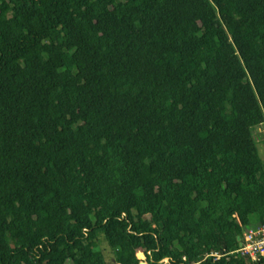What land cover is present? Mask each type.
Masks as SVG:
<instances>
[{
  "label": "trees",
  "instance_id": "obj_1",
  "mask_svg": "<svg viewBox=\"0 0 264 264\" xmlns=\"http://www.w3.org/2000/svg\"><path fill=\"white\" fill-rule=\"evenodd\" d=\"M263 122L264 0H0V264H264Z\"/></svg>",
  "mask_w": 264,
  "mask_h": 264
},
{
  "label": "built area",
  "instance_id": "obj_2",
  "mask_svg": "<svg viewBox=\"0 0 264 264\" xmlns=\"http://www.w3.org/2000/svg\"><path fill=\"white\" fill-rule=\"evenodd\" d=\"M257 127L260 132L254 136L257 144L261 145L264 143V122ZM238 241V247L231 251L230 254L244 257L250 263L264 260V218L258 223L244 227ZM210 255L219 257L216 253H211Z\"/></svg>",
  "mask_w": 264,
  "mask_h": 264
},
{
  "label": "rangeland",
  "instance_id": "obj_3",
  "mask_svg": "<svg viewBox=\"0 0 264 264\" xmlns=\"http://www.w3.org/2000/svg\"><path fill=\"white\" fill-rule=\"evenodd\" d=\"M259 131L258 127H256V129L253 131L254 135H256ZM257 148H258V152L259 155L264 158V147L257 144ZM99 248L103 253L104 259H105V263L106 264H115L114 263V259H113V253L112 250L108 247V245L106 244V242L104 241L103 238H99V242H98ZM138 258L142 259L143 258V254L139 253L138 254ZM142 264H145V262H143Z\"/></svg>",
  "mask_w": 264,
  "mask_h": 264
},
{
  "label": "bare ground",
  "instance_id": "obj_4",
  "mask_svg": "<svg viewBox=\"0 0 264 264\" xmlns=\"http://www.w3.org/2000/svg\"><path fill=\"white\" fill-rule=\"evenodd\" d=\"M260 146H261V148H262V146L264 147V143H263V144H261Z\"/></svg>",
  "mask_w": 264,
  "mask_h": 264
},
{
  "label": "water",
  "instance_id": "obj_5",
  "mask_svg": "<svg viewBox=\"0 0 264 264\" xmlns=\"http://www.w3.org/2000/svg\"><path fill=\"white\" fill-rule=\"evenodd\" d=\"M142 264V263H141Z\"/></svg>",
  "mask_w": 264,
  "mask_h": 264
}]
</instances>
